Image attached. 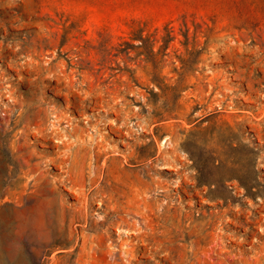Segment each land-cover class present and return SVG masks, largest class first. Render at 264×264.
I'll list each match as a JSON object with an SVG mask.
<instances>
[{"label":"rangeland","instance_id":"obj_1","mask_svg":"<svg viewBox=\"0 0 264 264\" xmlns=\"http://www.w3.org/2000/svg\"><path fill=\"white\" fill-rule=\"evenodd\" d=\"M0 264H264V0H0Z\"/></svg>","mask_w":264,"mask_h":264}]
</instances>
